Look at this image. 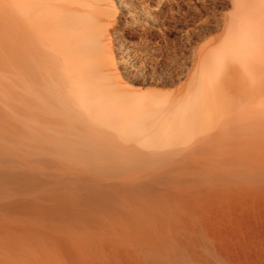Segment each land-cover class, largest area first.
<instances>
[{
  "label": "bare ground",
  "instance_id": "bare-ground-1",
  "mask_svg": "<svg viewBox=\"0 0 264 264\" xmlns=\"http://www.w3.org/2000/svg\"><path fill=\"white\" fill-rule=\"evenodd\" d=\"M154 1L0 0V264H264V0Z\"/></svg>",
  "mask_w": 264,
  "mask_h": 264
},
{
  "label": "rangeland",
  "instance_id": "rangeland-1",
  "mask_svg": "<svg viewBox=\"0 0 264 264\" xmlns=\"http://www.w3.org/2000/svg\"><path fill=\"white\" fill-rule=\"evenodd\" d=\"M155 1L153 3H156ZM206 1L213 4V0ZM158 2H160L162 8L160 13L161 24L158 29L143 25L134 27V29H128L127 31L131 30L136 36L142 35L144 38L147 35V40L162 45L166 53L177 55L189 53V46L196 41H204L205 39L218 35L221 30L217 27L213 29L207 24H214L217 16L231 10V6H228L229 0H222L223 5H217L215 15L198 10V3L195 2V0H160ZM224 3L227 5H224ZM163 4H165V6ZM119 19L121 21L124 20L122 17ZM181 26H184L191 31H189L187 35L186 33L175 32V29ZM202 26L206 28L205 33L203 35L196 34L194 29ZM188 35L191 41H189L190 39H188Z\"/></svg>",
  "mask_w": 264,
  "mask_h": 264
}]
</instances>
